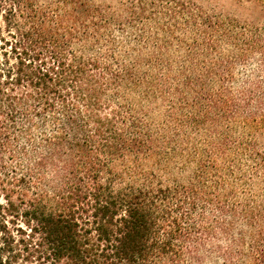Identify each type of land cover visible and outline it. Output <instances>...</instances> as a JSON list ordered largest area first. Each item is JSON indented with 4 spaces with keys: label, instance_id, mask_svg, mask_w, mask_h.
<instances>
[{
    "label": "trees",
    "instance_id": "trees-1",
    "mask_svg": "<svg viewBox=\"0 0 264 264\" xmlns=\"http://www.w3.org/2000/svg\"><path fill=\"white\" fill-rule=\"evenodd\" d=\"M136 16L0 0V264L264 256V79L232 88L254 53L264 74V26L212 10L182 23L201 38L125 37Z\"/></svg>",
    "mask_w": 264,
    "mask_h": 264
},
{
    "label": "rangeland",
    "instance_id": "rangeland-1",
    "mask_svg": "<svg viewBox=\"0 0 264 264\" xmlns=\"http://www.w3.org/2000/svg\"><path fill=\"white\" fill-rule=\"evenodd\" d=\"M95 5L106 6L117 16L124 20L133 18L132 15H137L134 18L135 30L129 27L124 36L131 38L129 35L135 36L140 30L146 29V32L151 36L158 35L162 37H172L174 42L183 40H192L193 37H200L204 34L198 27L188 28L182 26L187 15H201L205 12L216 11L223 15H230L236 18L241 23H255L259 26H264V9L260 3H255L248 0H89ZM183 17V18H182ZM138 18V19H137ZM167 27L165 30H160L161 27ZM174 31V33H172ZM122 35V34H119ZM122 37V36H121ZM233 47L226 42H221L218 47V52H222L228 57H232ZM183 50H178L177 45L170 50V57L174 58L175 62L182 60ZM206 56V57H205ZM205 58H214L212 55H205ZM260 58L254 53L246 62L237 63L234 66L233 72L235 77V85L232 88L237 91L244 86L246 78L256 79L258 75L264 79V74L260 71ZM255 108L257 106L255 105ZM241 128L238 126L235 129V137L240 136ZM260 144L264 146V134L261 136ZM242 171L249 177L252 175L250 169L243 164ZM254 174V173H253ZM257 177V175H255ZM258 181V180H257ZM223 250L229 247L228 241L220 239L217 243ZM241 252L243 255L240 256ZM204 264H264V256L257 257L248 249L244 251L238 250L229 257H222L219 254L208 256Z\"/></svg>",
    "mask_w": 264,
    "mask_h": 264
}]
</instances>
